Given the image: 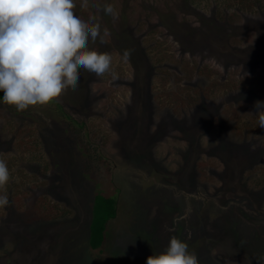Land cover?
Listing matches in <instances>:
<instances>
[{"label":"rangeland","instance_id":"1","mask_svg":"<svg viewBox=\"0 0 264 264\" xmlns=\"http://www.w3.org/2000/svg\"><path fill=\"white\" fill-rule=\"evenodd\" d=\"M81 2L77 13L107 29L106 42L89 47L111 54L117 78L80 70L78 88L57 99L78 122L70 137L59 135L56 102L26 119L0 102V159L11 171L0 264H146L172 236L200 264H264V128L255 107L264 102V0ZM109 3L118 16L104 14ZM115 182L112 237L95 253L91 205ZM41 196V212L54 217L23 219Z\"/></svg>","mask_w":264,"mask_h":264},{"label":"clouds","instance_id":"2","mask_svg":"<svg viewBox=\"0 0 264 264\" xmlns=\"http://www.w3.org/2000/svg\"><path fill=\"white\" fill-rule=\"evenodd\" d=\"M81 9L88 7L82 0ZM99 7V6H97ZM76 0H0V91L2 102L18 112L46 106L65 91L79 86L80 70L97 77L117 74L112 56L89 47V42L105 43L107 29L95 16L85 19L77 13ZM105 15L116 17L113 4L102 8ZM130 53L125 50L123 58ZM257 123L264 128V102L256 101ZM11 171L0 159V208L10 204L7 185ZM146 264H200L186 241L172 236L164 251L147 257Z\"/></svg>","mask_w":264,"mask_h":264},{"label":"trees","instance_id":"3","mask_svg":"<svg viewBox=\"0 0 264 264\" xmlns=\"http://www.w3.org/2000/svg\"><path fill=\"white\" fill-rule=\"evenodd\" d=\"M88 95V94H87ZM3 99V92L0 91V102H2ZM56 102L58 105V108L61 112V118H62V124H64V128L62 130V132L59 133V135L61 136L63 133L70 137V128L75 127L77 125V120H75L70 112L68 110H66L65 106L62 104H59L57 102V100L53 101ZM14 107H11L10 109L13 110ZM32 107H30L29 109L22 111V112H18L17 110H14L17 114L18 117H21L23 115V117H25V119L29 116H31V110ZM81 126H84V124H81ZM210 128H208L207 130H205V133H208ZM76 132V131H74ZM202 134V135H203ZM72 137V136H71ZM75 139V137H74ZM76 140V139H75ZM77 140H79V138L77 137ZM17 142H15V145L10 148L13 151H16L15 148L17 147ZM76 143H78L76 141ZM221 147V146H219ZM223 147V146H222ZM85 148V146H82L80 148V151ZM221 149V148H220ZM2 154H0L1 156ZM91 156H88L87 160H84V165L83 168L86 172H88L91 176H89V178L92 177V170L94 169L93 167V163L91 160ZM91 160V161H90ZM86 175V174H84ZM87 176V175H86ZM95 176H93L94 178ZM88 178V179H89ZM116 184L114 185V189L112 191V193L108 194L105 190H96L95 191V195H94V199L91 205V211H92V218H91V222L89 223V245H91V251L92 252H100L99 250L102 249L103 251V246H104V242L105 240H107L108 238H111L112 235H110L111 231L109 229V221L113 218H115L118 213H117V207H118V195H120V188H119V183L115 182ZM11 184L13 185V182H11ZM101 184V182H100ZM10 183L7 185V187H9ZM118 185V186H117ZM117 194V195H114ZM43 196L36 198L34 204L32 203V206L30 208H28L27 210H25L22 213V218L24 219V217H26V219H32L33 220H49L51 218L54 217V214L50 212V210L48 211H43L41 209V199ZM40 198V199H39ZM10 206V205H9ZM33 207H35L36 209H34Z\"/></svg>","mask_w":264,"mask_h":264}]
</instances>
